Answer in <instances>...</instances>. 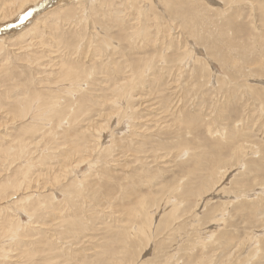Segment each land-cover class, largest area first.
Wrapping results in <instances>:
<instances>
[{"label":"rangeland","instance_id":"rangeland-1","mask_svg":"<svg viewBox=\"0 0 264 264\" xmlns=\"http://www.w3.org/2000/svg\"><path fill=\"white\" fill-rule=\"evenodd\" d=\"M32 8L0 0V29L27 16L0 45V264H264V0Z\"/></svg>","mask_w":264,"mask_h":264},{"label":"bare ground","instance_id":"bare-ground-1","mask_svg":"<svg viewBox=\"0 0 264 264\" xmlns=\"http://www.w3.org/2000/svg\"><path fill=\"white\" fill-rule=\"evenodd\" d=\"M12 1V3L13 4H17V5H19V8H22L23 6H24V4H32L33 3V8L32 9H40V10H38V11H36V13H32L31 11H32V9L29 11L30 12V15H29V17L27 18L28 20V22L27 23H29L30 22V20L32 19V17H38L40 14H42L43 12H45L47 9H51L53 6H55V5H61L62 4V2H64V0H11ZM70 1V0H69ZM224 2V1H223ZM46 5V6H45ZM18 10V9H17ZM65 10V9H64ZM16 15V14H15ZM27 15V14H26ZM7 17V16H6ZM27 16H25V15H23V17H21L20 19H19V21H17L18 23H13V24H11V25H9V26H6V27H4V29L3 28H1L0 29V45H2V44H5V41L6 40H4V38L6 37V36H8V35H11V34H14V32H17L16 30H17V28H18V26H20V24H21V26L22 25H24V23L26 24V20H25V18H26ZM42 20V19H41ZM9 27V28H8ZM6 28H8V29H6ZM6 29V30H5ZM36 34V33H35ZM22 35H20L19 37H21ZM0 49H2V48H0ZM72 70V69H71ZM66 76H67V74H65ZM68 76H69V74H68ZM65 80V79H64ZM62 83V82H61ZM60 83V84H61ZM59 84V83H58ZM62 85H63V83H62ZM68 85V84H67ZM80 85V84H79ZM69 86V85H68ZM78 86V85H77ZM57 87V86H56ZM79 87V86H78ZM55 88V87H54ZM68 90V89H67ZM71 91V90H70ZM64 92V91H63ZM73 94H74V92H72ZM46 97V96H45ZM39 99V98H38ZM50 99V98H49ZM61 99V98H60ZM63 99V98H62ZM51 101V100H50ZM63 101V100H62ZM56 102V101H55ZM34 104V103H33ZM35 104H36V102H35ZM48 104V103H47ZM49 105V104H48ZM47 106V105H46ZM39 107V106H38ZM44 108H45V106H43ZM62 107V106H61ZM29 108L31 109V111H32V113L31 114H33V117L31 118V120L33 121V122H38V119H40L41 118V115H42V113H41V115H40V117H39V115H38V110L34 107V109L33 108H31V104H30V106H29ZM66 108V107H65ZM40 109V108H39ZM54 109V108H53ZM29 109L28 108H25V112H27ZM45 110V109H44ZM50 110H52V108L50 109ZM22 111V110H21ZM46 111V110H45ZM44 111V112H45ZM49 111V110H48ZM55 111V110H54ZM41 111H39V113H40ZM61 112V111H60ZM68 112V111H67ZM49 113V112H48ZM57 113H58V111H57ZM56 113V114H57ZM24 114V113H23ZM63 114V113H62ZM58 115V114H57ZM56 115V116H57ZM51 116V115H50ZM63 116V115H62ZM24 117V116H23ZM46 117H47V115H46ZM69 117V116H68ZM29 118V117H28ZM44 118V117H43ZM42 119V118H41ZM66 119V118H65ZM44 120V119H43ZM49 120V119H48ZM48 120H46V121H48ZM45 121V120H44ZM44 121H42V122H44ZM36 122V123H37ZM41 123V122H40ZM35 124V123H34ZM43 124H46V123H43ZM42 124V127L44 126ZM29 125H32V124H28L27 126H29ZM51 125V124H50ZM32 127V126H31ZM36 127V126H35ZM31 129V128H30ZM39 129V128H38ZM41 129V128H40ZM29 130V129H28ZM27 130V131H28ZM43 130V129H42ZM49 130H51V129H49ZM48 130V131H49ZM21 131H22V127H21ZM26 131V132H27ZM33 133H34V135H35V133H37V132H32V136H33ZM54 133H56V131H54L53 133H51V134H53L54 135ZM42 134V133H41ZM45 134V133H44ZM47 134V133H46ZM24 135V134H23ZM37 135V134H36ZM26 137V136H25ZM56 137V136H55ZM38 138H40V137H38ZM52 138V137H51ZM54 140H56V139H54ZM20 141V140H19ZM33 142V141H32ZM25 143H26V141H25ZM27 143H29L28 141H27ZM27 143L24 145V146H27ZM29 150H30V148H28ZM27 149V150H28ZM28 150V151H29ZM24 151H25V156L27 155V152L28 151H26V148L24 147ZM27 158H28V156H27ZM43 158V157H42ZM86 160V159H85ZM30 163V162H29ZM26 166H30V165H26ZM33 166V165H32ZM31 167V166H30ZM29 170V169H28ZM27 171V170H26ZM29 172V171H28ZM31 172V171H30ZM30 174V173H29ZM28 174V175H29ZM27 175V174H26ZM27 177V176H26ZM30 179H31V176H30ZM27 182V181H26ZM58 182V181H57ZM17 187H18V185H17ZM20 188V187H19ZM22 189V188H21ZM24 190V189H23ZM19 191H21V190H19ZM193 192V191H192ZM193 194V193H192ZM17 195H18V191H17ZM32 196H30V198H31ZM25 198V197H24ZM28 199H29V197H28ZM25 200H26V198H25ZM168 206V205H167ZM174 209V208H173ZM29 212V211H28ZM27 213V212H26ZM171 213V212H170ZM169 213V214H170ZM30 214V213H29ZM30 216H31V214H30ZM168 217V216H167ZM31 218H32V216H31ZM20 221V220H19ZM33 223V222H32ZM35 223V222H34ZM14 224V223H13ZM13 224H11V225H13ZM22 226V224H17V227L18 228H16L15 227V229L13 228L14 226H12V227H10V228H8L9 229V232H11V238H13L16 234H17V232H19V227H21ZM8 229H7V231H8ZM151 229V228H150ZM23 236V235H22ZM15 238H18L17 237V235H16V237ZM6 240H7V238H6ZM9 240V239H8ZM11 241H13V240H11ZM16 241H17V239H16ZM23 241V240H22ZM14 242V241H13ZM12 242V243H13ZM4 244V243H3ZM6 244V243H5ZM5 246V245H4ZM6 246H8V245H6ZM5 246V247H6ZM7 248V247H6ZM5 249V248H4ZM3 249V250H4ZM7 250V249H6ZM8 251V250H7ZM10 253V252H9ZM3 254H5V253H3ZM10 255V254H9ZM8 256V255H7ZM7 256H5V255H3L2 257L3 258H6Z\"/></svg>","mask_w":264,"mask_h":264},{"label":"water","instance_id":"water-1","mask_svg":"<svg viewBox=\"0 0 264 264\" xmlns=\"http://www.w3.org/2000/svg\"><path fill=\"white\" fill-rule=\"evenodd\" d=\"M46 6V5H45ZM38 10H40V9H32V13L34 14V13H36V11H38Z\"/></svg>","mask_w":264,"mask_h":264}]
</instances>
